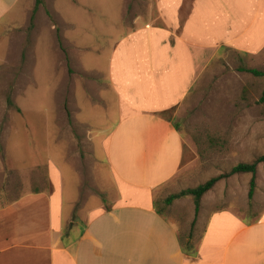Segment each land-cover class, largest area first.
Wrapping results in <instances>:
<instances>
[{"label":"crops","instance_id":"crops-1","mask_svg":"<svg viewBox=\"0 0 264 264\" xmlns=\"http://www.w3.org/2000/svg\"><path fill=\"white\" fill-rule=\"evenodd\" d=\"M20 2L0 0V25L12 19ZM155 6L159 23L123 35L111 48L105 76L95 73L94 82L78 86V113L85 106L104 114L114 109L109 128L103 129L104 115L94 123L104 134V163L115 192L98 203L94 197L87 207L67 206L64 175L47 152L45 161L29 169L42 173H27L39 187L0 199V264H264V209L252 221L229 209L211 212L193 254L185 255L180 222L156 205L160 187L187 155L171 113L221 46L249 57L264 51V0H155ZM15 108L22 118L24 110ZM30 109L24 133L43 128L49 151V109ZM50 124L54 128V115ZM69 173L80 180L81 172ZM74 190L80 192L78 184Z\"/></svg>","mask_w":264,"mask_h":264},{"label":"rangeland","instance_id":"rangeland-1","mask_svg":"<svg viewBox=\"0 0 264 264\" xmlns=\"http://www.w3.org/2000/svg\"><path fill=\"white\" fill-rule=\"evenodd\" d=\"M44 3L34 13L32 28L34 0H21L12 19L0 25V199H15L20 192L38 186L27 173H42V169H29L32 162L45 161L48 152L64 175L65 204L87 207L94 197L98 203L107 199L108 192H115L104 163V134L98 133L94 122L104 115L106 130L116 117L111 115L112 106L107 114L91 106L78 113V86L83 81L94 82L95 73L105 76L113 45L146 23L158 24L157 9L155 0ZM223 49L221 46L203 64L192 92L170 115L187 146V155L178 173L160 187L156 203L180 222L183 236L190 231L194 217L193 199L187 195L169 205H165V199L228 172L238 163H250L264 152V103L260 102L264 76L243 70H264V51L249 57L245 52ZM90 69L94 73H89ZM8 96L12 106L7 104ZM32 96L37 98L31 102ZM16 106L24 110L22 118ZM30 108L49 109V151L45 149L43 128L24 133V119L33 117ZM53 115L54 128L50 126ZM33 136L37 144L30 142ZM69 172H81L80 180L77 175L76 181L71 180L74 175ZM16 174L22 178L17 179ZM3 175L7 176L5 180ZM250 177V173H239L222 178L202 196L193 228L194 246L213 211L229 209L244 221L260 216L264 209V162L257 167L255 192L249 203ZM77 184L80 192L76 194Z\"/></svg>","mask_w":264,"mask_h":264},{"label":"trees","instance_id":"trees-1","mask_svg":"<svg viewBox=\"0 0 264 264\" xmlns=\"http://www.w3.org/2000/svg\"><path fill=\"white\" fill-rule=\"evenodd\" d=\"M44 4H45L44 0H34V7L32 10V15L30 17V28H32V26H33L32 21L34 18V13L36 12V10L38 9L39 6L44 5ZM243 70L247 71V72H249L255 76H264V70H258L255 68H247V69L244 68ZM6 101H7L8 105H10V106L13 105L9 96L6 98ZM260 102L264 103V90H263L262 95L260 97ZM173 126L175 127V129L178 130V126L176 124H174ZM262 162H264V152L261 155L257 156L250 163H244V162L238 163L237 165L231 167V169L228 172L221 173V174L216 175V176H212L211 178H209L205 182H203V183H201L195 187L182 189L177 193L170 194L165 199V205H169L174 199L181 198V197H184L187 195H190L193 199L194 217H193V220L191 222L190 231L188 232V234L186 236H183V235L179 236V240H180V244H181V250H182L183 254H185V255L186 254L187 255L193 254L194 250L196 249V247L194 246V244L192 242L193 228H194V224L196 222V218L198 215L202 196L206 192L211 190L212 187L215 185V183H217L222 178L228 177V176L233 175V174L250 173L251 177L249 180V186H248V191H247V200L250 203L253 199L255 187H256L255 176H256V172H257V167ZM157 207H159L157 209L158 212L162 213L163 207L158 206V204H157Z\"/></svg>","mask_w":264,"mask_h":264}]
</instances>
